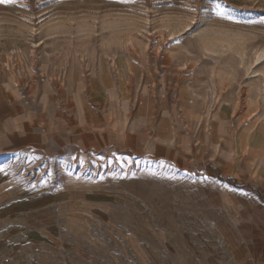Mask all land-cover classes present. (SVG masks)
<instances>
[{
    "label": "rangeland",
    "instance_id": "obj_1",
    "mask_svg": "<svg viewBox=\"0 0 264 264\" xmlns=\"http://www.w3.org/2000/svg\"><path fill=\"white\" fill-rule=\"evenodd\" d=\"M0 80L91 104L99 88L117 123L171 129L30 178L83 186L46 228L84 264H212L209 240L264 219V0H0Z\"/></svg>",
    "mask_w": 264,
    "mask_h": 264
},
{
    "label": "crops",
    "instance_id": "obj_2",
    "mask_svg": "<svg viewBox=\"0 0 264 264\" xmlns=\"http://www.w3.org/2000/svg\"><path fill=\"white\" fill-rule=\"evenodd\" d=\"M98 89L92 90L91 104L86 96L65 95L63 90L40 96H35L36 91H14L0 80V235L4 239L0 241V264H84L80 255L67 251L65 241L69 243L70 238L66 234L55 235L46 228L65 224L51 222L46 212L51 205L66 201L56 196L63 192L74 203L85 194L83 186L49 192L48 185L30 180L34 174L44 173L52 155L81 161L108 146L135 151L151 140L149 146L154 150L161 144V136L172 140L170 128L163 132L166 128L156 127L148 135L147 129L133 131L124 113L117 123L114 116L118 114L107 109L106 102L101 104ZM235 227L209 240L212 244L208 242L206 251L216 253L208 255L211 263L264 264V219H246Z\"/></svg>",
    "mask_w": 264,
    "mask_h": 264
},
{
    "label": "built area",
    "instance_id": "obj_3",
    "mask_svg": "<svg viewBox=\"0 0 264 264\" xmlns=\"http://www.w3.org/2000/svg\"><path fill=\"white\" fill-rule=\"evenodd\" d=\"M2 238H3V236L0 235V239H2ZM5 261H7V260H5Z\"/></svg>",
    "mask_w": 264,
    "mask_h": 264
}]
</instances>
